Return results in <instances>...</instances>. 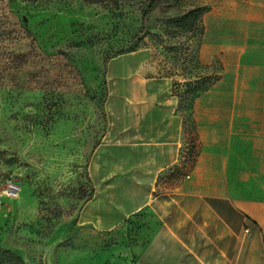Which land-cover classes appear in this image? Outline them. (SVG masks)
<instances>
[{
    "label": "rangeland",
    "instance_id": "rangeland-1",
    "mask_svg": "<svg viewBox=\"0 0 264 264\" xmlns=\"http://www.w3.org/2000/svg\"><path fill=\"white\" fill-rule=\"evenodd\" d=\"M149 4L0 0V264H132L137 232L158 226L146 213L106 229L122 209L104 194L91 205L101 228L80 219L91 159L129 166L118 142L138 119L132 105L181 106L187 149L195 77H214L196 64L199 25L176 20L202 1ZM171 173L160 186L176 184Z\"/></svg>",
    "mask_w": 264,
    "mask_h": 264
},
{
    "label": "crops",
    "instance_id": "crops-1",
    "mask_svg": "<svg viewBox=\"0 0 264 264\" xmlns=\"http://www.w3.org/2000/svg\"><path fill=\"white\" fill-rule=\"evenodd\" d=\"M201 1L196 63L215 79L189 109L188 172L172 188L160 186L164 172L182 168L185 119L177 104L132 105L138 119L118 142L129 166L90 161L95 192L80 212L83 224H104L91 214L103 194L122 209L106 229L131 214L157 217V227L137 232L132 264H264V0Z\"/></svg>",
    "mask_w": 264,
    "mask_h": 264
},
{
    "label": "trees",
    "instance_id": "trees-1",
    "mask_svg": "<svg viewBox=\"0 0 264 264\" xmlns=\"http://www.w3.org/2000/svg\"><path fill=\"white\" fill-rule=\"evenodd\" d=\"M165 1H167V0H150V4L147 7L145 13L150 11L152 7L156 6L160 2H165ZM206 9H207L206 7L196 6V7H193L191 9L187 10L182 15L177 17V19H176L177 20V25L180 26V27H183L184 29L190 30V31H192L193 29H195L199 25L200 33H201L202 27H201V23H200V17L203 14V12L206 11ZM208 78L209 77L205 76V77H199V78L196 79L197 80V83H196L197 84L196 85L197 89H196V93L193 96V99L201 91H203L205 88H207L209 86V84L215 79V77H213L210 80ZM207 81H209V82H207ZM205 82H207L206 85L204 84ZM193 99H192V101L190 103L189 109L191 107ZM190 123H191V126H192V132H193V124H192L191 119H190ZM193 141H194V133H193ZM193 147H194L193 146V142H192V145L189 148L186 149V146H185L183 159L181 160V167L183 169L181 168V170H179L177 166H173L171 174L174 177H178V179H179V178H181L183 175H185L187 173V171L189 169V166H190V163L193 160ZM185 163H186V165H185ZM170 169H168V170H170ZM178 179H176V182H177ZM174 180H175V178H174Z\"/></svg>",
    "mask_w": 264,
    "mask_h": 264
},
{
    "label": "water",
    "instance_id": "water-1",
    "mask_svg": "<svg viewBox=\"0 0 264 264\" xmlns=\"http://www.w3.org/2000/svg\"><path fill=\"white\" fill-rule=\"evenodd\" d=\"M44 264H47V261H45V263Z\"/></svg>",
    "mask_w": 264,
    "mask_h": 264
}]
</instances>
